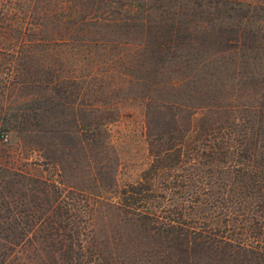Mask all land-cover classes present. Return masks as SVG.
I'll list each match as a JSON object with an SVG mask.
<instances>
[{"label":"rangeland","instance_id":"rangeland-1","mask_svg":"<svg viewBox=\"0 0 264 264\" xmlns=\"http://www.w3.org/2000/svg\"><path fill=\"white\" fill-rule=\"evenodd\" d=\"M232 1H145L153 17L161 2L182 4L187 25L182 45L150 75L136 66L142 38L131 29L93 36L97 47L31 53L19 30H0V191L10 168L58 187L52 196L37 189L34 216L17 202L0 206V264H216L189 260L136 227L120 192L142 190L135 211L168 216L189 208L186 197L202 196L203 183L215 188L217 161H232L235 131L249 130L250 146L260 131L264 154V0ZM112 9L118 16L119 5ZM34 225L30 241L9 244L13 227ZM52 226L72 250L54 246Z\"/></svg>","mask_w":264,"mask_h":264},{"label":"trees","instance_id":"trees-1","mask_svg":"<svg viewBox=\"0 0 264 264\" xmlns=\"http://www.w3.org/2000/svg\"><path fill=\"white\" fill-rule=\"evenodd\" d=\"M145 1L147 0H0V30L8 33L19 30L25 36L20 45L27 47L25 52L31 53L33 48L50 45L87 47L93 44L97 47L100 41L93 36L113 29H131L142 38L136 66L141 73L150 75L160 71V68L157 71L156 65L160 63L163 66L172 46L182 45L187 25L185 26L183 19L185 12L182 4L177 2L172 7L171 4L161 2L157 7V16L153 17L154 6H148ZM233 3L241 5L243 2L234 0ZM118 5L119 15L115 16V9L112 8ZM197 25L198 19H195L193 26ZM56 80L60 81L58 77ZM145 81L140 78L137 80L148 82ZM230 134L232 132L228 136ZM249 134V130L235 131L233 137H229L235 142L234 145H229L234 154L231 163L217 161L218 176L214 183L216 190L212 185L203 183L202 196L194 199L192 195L186 197L189 203L185 201L187 205L183 203V206L189 207L188 209L176 208L174 213L169 210L171 215L168 216H161L160 212H164L161 210L137 213V204L144 200V196L138 195L142 190L135 193L122 189L120 198L123 209L138 216L133 218L136 221L134 225L145 230L144 232L160 235L179 251L182 250L189 260L194 257L203 260L214 257L216 264H248L251 259L255 260V264L263 263L264 154L259 143L261 132L256 131L251 146L248 145ZM1 181L6 191H0V206H11L17 202L23 206L21 209L17 207L19 212L31 213V216L37 211L31 206L36 207L40 199L36 195L37 189H43V195L51 192L56 195L58 191L57 185L48 180L11 168L4 170ZM10 184L22 186V189L18 188L17 193L11 192L7 189ZM204 205L205 208L202 207ZM161 217L165 220H161ZM186 218L194 219L199 225H189ZM38 227H13L10 230L12 236L11 241L8 240L9 244L23 245L25 241H30L29 234L39 229ZM52 229L60 237L53 238L56 245H52L61 251L72 250V245L66 243L67 237L62 236L63 229L54 226ZM6 237L10 238L9 235ZM17 240L18 243L15 242ZM78 247L83 249L80 243ZM187 264H192V260Z\"/></svg>","mask_w":264,"mask_h":264},{"label":"built area","instance_id":"built-area-1","mask_svg":"<svg viewBox=\"0 0 264 264\" xmlns=\"http://www.w3.org/2000/svg\"><path fill=\"white\" fill-rule=\"evenodd\" d=\"M3 140L6 141L7 140L6 137H4Z\"/></svg>","mask_w":264,"mask_h":264}]
</instances>
